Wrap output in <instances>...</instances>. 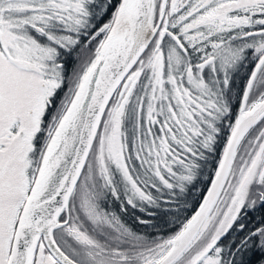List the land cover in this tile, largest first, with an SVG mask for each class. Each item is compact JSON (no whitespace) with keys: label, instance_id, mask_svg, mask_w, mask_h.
Listing matches in <instances>:
<instances>
[{"label":"snow or ice","instance_id":"snow-or-ice-1","mask_svg":"<svg viewBox=\"0 0 264 264\" xmlns=\"http://www.w3.org/2000/svg\"><path fill=\"white\" fill-rule=\"evenodd\" d=\"M0 264H264V0H0Z\"/></svg>","mask_w":264,"mask_h":264}]
</instances>
